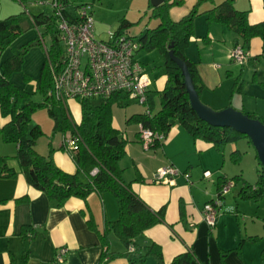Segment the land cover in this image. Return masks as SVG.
<instances>
[{
	"label": "crops",
	"instance_id": "crops-1",
	"mask_svg": "<svg viewBox=\"0 0 264 264\" xmlns=\"http://www.w3.org/2000/svg\"><path fill=\"white\" fill-rule=\"evenodd\" d=\"M134 1H137L135 5L139 10L145 9L140 14V18L135 22L132 21L127 10V14L124 13L118 17L117 24L122 17L134 24L139 23L142 16H146L148 20L143 28L137 36L135 35L136 37L133 36L137 38L148 28L156 27L158 18L155 16L156 11L153 9L155 7L151 5L150 0H132L128 9L133 6ZM179 1V4H173L169 8V15L173 21L180 20L193 8H197L199 13L193 20V35L184 53L197 63L196 67L202 83L200 99L214 109L225 108L229 105L224 104V98L223 100L221 98L227 94L228 89L232 96L238 87L240 74L236 75L233 71L231 50L235 43L240 44V41L226 25L213 20L208 21L204 14L205 11L224 0ZM231 1L238 10L247 11L250 23L264 20V1ZM65 2L67 6L83 4L82 2L78 4L75 0H65ZM66 8L68 10V7ZM23 10L29 15L26 4L22 6L17 0H0V19L19 14ZM51 12L52 9L44 13ZM129 29L130 27L125 32L130 35ZM255 38L259 37H253L251 40ZM257 45L254 44V51L247 47L250 57L256 52ZM195 46L198 53H193ZM260 47L264 50L261 39ZM164 60L163 56L162 65ZM142 64L144 68L145 64L143 62ZM144 71L151 80L150 89L162 90L166 83L165 68L164 71L159 70L161 72L159 77H156L155 72H152L154 75L152 77L146 68ZM240 88L241 84L238 89ZM222 89H225L223 93ZM239 102L238 100L235 103L232 100L230 106L264 117L245 105L240 107ZM66 104L67 107L73 106L78 109L79 122L81 118L79 102L70 99ZM135 113L140 112H134L131 115ZM131 115L126 118L128 126L123 127L119 112H116L114 117L112 114L113 127L126 140L124 153L119 159V165L122 168L121 176L149 207L154 210L163 208L165 219V223H158L145 230L136 238V242L141 247L151 242L159 244L166 263L186 250H191L195 257L190 264H264V208L260 202L262 197L241 198L238 195V187L241 183L239 182L232 187L237 188L235 196L251 201V209H244L236 202V208L232 210L228 208L230 202L224 198L221 207L227 202V208L220 213L221 207H218V216L213 229L209 230L203 220V206L211 200H216L218 178L226 176L224 171H229L226 165L239 164L241 161L240 156L237 159L232 156V152L237 149L233 142L232 150L230 148V152H227V144L217 147L212 142L193 137L184 127L175 124L167 131L163 141L144 145L137 134L139 124L133 120L128 121ZM6 121L8 118L3 123ZM61 145L62 143L56 147L51 144L54 149L47 154L58 167L70 173L76 172L74 161ZM11 165L17 171L15 177L0 180V264L19 263L25 248L28 249L25 264H96L103 251L100 233L105 230L109 239V251L120 253L127 250L117 233L112 228H106L109 221L118 217L117 202L111 194L93 191L85 198L72 196L62 204H58L27 182L15 160ZM168 165L177 168L178 173L166 182H153V174ZM204 172H208L209 175L205 176ZM237 175L251 183L243 176L241 169L239 173L229 177ZM254 207L262 208L261 212L253 211ZM237 208L243 209L245 216L250 214L252 217V222L250 224L246 222L243 229L237 224L238 215L235 214V218L233 214L234 211L239 210ZM253 212L256 213L255 219ZM89 219L92 220L93 226H89ZM24 225L32 227L26 235V243L23 235L20 234ZM251 236H255L256 240H250ZM60 248H65V252L62 254L63 260L57 261L56 256ZM105 264H129V262L125 256L117 255L107 258ZM140 264H157V259L154 255H148Z\"/></svg>",
	"mask_w": 264,
	"mask_h": 264
},
{
	"label": "trees",
	"instance_id": "trees-1",
	"mask_svg": "<svg viewBox=\"0 0 264 264\" xmlns=\"http://www.w3.org/2000/svg\"><path fill=\"white\" fill-rule=\"evenodd\" d=\"M17 1L22 6H25L27 2V0ZM61 1L63 2L61 10L63 16L70 19L79 18L76 16L77 12L71 13L67 10L65 0ZM179 3V0H164L162 4L153 8L156 11L155 16L158 18L157 26L148 28L137 37L140 42L139 49L150 50L157 47L162 52L165 58L163 66L166 83L160 91H153L149 87L146 109L131 115L128 121L133 120L144 128L164 133H167L171 126L179 124L193 137L212 142L217 147L239 139H246L250 143L246 135L231 128L212 126L200 120L191 109L188 94L183 84V77L176 63L169 58L168 52L170 45H172L175 56L186 62L193 84L200 94L202 83L198 75L197 63L189 59L184 53V49L193 35V20L199 13L197 8H193L180 20L173 21L169 15V8L171 5ZM81 5L79 4L75 8ZM204 14L208 21L219 22L231 29L237 35L236 39L240 41L242 47L247 48L253 37H259L262 41V47H264V20L250 23L247 11L235 8L231 0H224L205 11ZM58 19L59 15L53 8L51 13L40 12L28 15L23 10L19 14L0 19V54L13 37L22 32L25 24L30 27L43 28L37 44L42 43L45 35H48L51 41L50 45L46 47V58L36 80L35 92H39L41 95L39 102H33L27 93L19 92L10 80L11 73L21 66L26 49L14 52L1 60L0 114L2 117L8 118V121L0 124V134L3 141L15 144L16 152L13 158L18 163L27 182L35 189L42 191L48 198L54 199L58 204H62L72 196L85 198L93 191L108 192L114 197L117 202L118 217L109 221L106 228H112L117 233L127 250L120 253L109 251V239L107 230H105L100 233L103 251L96 264H105L107 258L110 259L117 255L125 256L129 264H140L148 255H154L157 264H190L195 257L191 250H186L166 263L159 244L151 242L147 246L141 247L136 242V238L145 230L158 223H165V219L163 208L154 210L149 207L133 191L131 185L123 181L121 176L122 168L119 165V159L124 153L126 140L112 125V109L114 105L123 107L135 101L129 100L124 93H115L104 99L98 98L100 101L94 100L97 98L80 99L78 102L81 118L79 122L75 123L71 118L66 102L50 98L47 95L52 86L49 64L61 62L65 51L64 42L61 40L57 28ZM131 24L122 17L119 19L117 28L113 31L126 33V29ZM237 44L235 43V45ZM153 94H157L159 98V107L156 110H153ZM37 108H46L48 114L54 119V134L61 132L63 136L64 134L67 135V132L69 137L76 138V146L68 152L76 165V172L70 173L63 170L54 163L49 154L43 155L35 149L36 138L41 133V129L39 125L31 124V117ZM247 114L264 122V117L255 113ZM61 147L63 149V145ZM53 149L51 146L49 152ZM240 154L238 149L232 152L235 159ZM16 174L17 171L9 163L7 157L0 156V180L13 178ZM226 179L233 180L234 185L241 182L238 187V195L241 198L259 199L264 197V168L260 163L258 165V178L255 183L247 182L240 175L234 177L220 176L217 183V195L221 184ZM224 196H221V201H223ZM212 201L214 200L209 202ZM92 223V220L89 219V226H93ZM31 230L30 225H24L21 228L20 234L23 235L25 243L27 242L26 235ZM249 239L255 241L256 237L251 236ZM130 246L133 247L132 250L128 249ZM27 258L28 249L25 248L20 262L17 264H25Z\"/></svg>",
	"mask_w": 264,
	"mask_h": 264
},
{
	"label": "rangeland",
	"instance_id": "rangeland-1",
	"mask_svg": "<svg viewBox=\"0 0 264 264\" xmlns=\"http://www.w3.org/2000/svg\"><path fill=\"white\" fill-rule=\"evenodd\" d=\"M132 0H75V2L83 3L84 6L87 7L88 11H91V15L94 22V34L97 39H105L107 37L108 31H113L117 28V20L118 17L122 14L126 13L127 10L129 13L130 19L132 21H137L140 17V14L144 12L143 9L139 10L137 5L134 4L129 8ZM50 0H28L26 2V11L29 14H38L40 12H49L52 9ZM30 3L32 5H30ZM78 3V4H79ZM68 10L72 13H76L77 8L75 5H66ZM126 13V14H127ZM148 20L146 16H142V20L139 23H134L130 26L129 33L132 36H137L140 32V29L143 28L145 22ZM43 28L35 27V26H27L24 25V28L21 33L17 36L13 37L11 42L6 46L3 52L0 54V63L1 60L7 58L12 53L25 50L23 55V60L21 66L15 69L11 75L10 80L19 90V92L25 94L27 93L33 102H39L41 100V95L39 92H35L36 90V80L39 77L41 66L43 61L46 58V47H48L51 43L50 37L45 35L43 37L42 43L37 44L36 42L40 39V32ZM135 36V37H136ZM137 39V38H136ZM254 44H258L256 46V52L252 54L250 58L244 60L242 64H238L236 62L232 63L234 66L233 71L236 75L240 74V78L238 79L237 89L234 90L232 96H230V89L224 98V104L231 105V101L233 100L235 103L239 102L240 107L245 105V107H249L251 110H255L258 113L264 115V50L260 47V39L255 38L250 40L249 47L254 51L255 48ZM195 45V44H194ZM245 48V49H248ZM195 51L193 53H198L197 47H194ZM256 55V56H255ZM135 57L141 62L145 64L144 68H146L147 72L154 77L152 72L156 73V77H159L160 71H164L163 67V56L162 52L157 48L154 47L148 51L145 50H138L135 54ZM255 59V60H254ZM50 63V61H49ZM51 66V63L49 64ZM50 68V67H49ZM1 71V66H0ZM234 82V77H233ZM241 84V88L239 85ZM154 85V89H155ZM225 89H222V93ZM154 99V107L153 110H156L159 107V98L157 94H153ZM95 101H100V99H94ZM204 103V102H203ZM205 104V103H204ZM207 105V104H206ZM209 106V105H208ZM211 107V106H209ZM228 107V106H227ZM69 112L71 114L72 120L76 123L78 122L79 111L77 108L73 106H69ZM212 108V107H211ZM146 107L140 103H132L126 107H118L116 105L113 106L112 114L113 117L116 112H119L120 120H122L123 127H126V118L134 112H141L144 111ZM214 109V108H212ZM223 109V108H222ZM219 110V109H214ZM125 113L127 115L125 116ZM6 118L2 117L0 114V124L4 122ZM31 124L32 125H39L41 129V133L38 134L36 138L35 149L43 155H46L49 152L51 147L50 144L58 147L62 143V133L58 132L56 134L53 133V126H54V119L48 114L46 108H37L31 117ZM128 126V125H127ZM123 129V128H122ZM121 129V130H122ZM66 136L69 137L68 133L66 132ZM53 142V143H52ZM235 148L239 149L241 152L240 154V163H228L226 166L229 167V171L226 170L224 173L226 176H231L236 173L241 172L243 176L250 181L251 183H255L258 178V160L255 157V150L253 146L247 142L246 139H239L233 142ZM228 150L232 147L231 143L227 144L226 146ZM232 150V148H231ZM16 152V147L12 143H6L3 141L1 134H0V156H5L9 160V163L12 164L14 162V154ZM230 152V151H229ZM46 153V154H45ZM224 174V175H225ZM206 180V179H205ZM237 188H232L228 195H225V199L230 202L228 208L235 209L236 202L237 204L244 207V209H251V201L243 200L238 196H235V192ZM235 198V200H234ZM261 206L264 208V197L260 199ZM227 204V202H226ZM223 205L219 211L223 213L227 205ZM256 207V206H255ZM253 208V211H260V207ZM239 209L238 211H234V217L236 218L235 214L238 215L237 224L239 227L243 229L244 224H250L252 222V217L250 214L245 216L243 213V209ZM254 215V219L256 218V213H252ZM213 229V228H212ZM243 231V230H242Z\"/></svg>",
	"mask_w": 264,
	"mask_h": 264
},
{
	"label": "built area",
	"instance_id": "built-area-1",
	"mask_svg": "<svg viewBox=\"0 0 264 264\" xmlns=\"http://www.w3.org/2000/svg\"><path fill=\"white\" fill-rule=\"evenodd\" d=\"M51 7L59 15L58 30L64 42L65 51L61 62L51 63V89L47 95L50 98L67 102L70 99L108 98L115 93H124L129 100L145 106L147 91L151 80L144 71L143 64L135 57L140 48V42L133 36L123 32L108 31L106 39H97L94 34V22L91 11L86 6L77 8V19L63 16V2L52 0ZM250 57L247 49L240 44L231 50V60L242 64ZM146 107V106H145ZM139 139L144 145L155 141L161 142L166 133L153 131L139 125ZM63 148L69 152L76 146V138L62 136ZM178 173L177 168L168 165L157 170L153 182H166ZM208 176V172H204ZM234 186V181L226 179L219 188L216 200L203 206V220L208 229L216 224L218 207L221 206V196L227 194ZM132 250L133 247L128 248ZM65 248L59 249L57 261H62Z\"/></svg>",
	"mask_w": 264,
	"mask_h": 264
},
{
	"label": "water",
	"instance_id": "water-1",
	"mask_svg": "<svg viewBox=\"0 0 264 264\" xmlns=\"http://www.w3.org/2000/svg\"><path fill=\"white\" fill-rule=\"evenodd\" d=\"M163 2L164 0H150L153 7H157ZM168 55L180 70L183 77V84L188 94L190 107L196 113L197 117L209 125L228 127L246 135L256 152L259 163L264 168V122L252 118L247 113L235 109L232 106L214 110L204 104L193 84L186 62L175 56L172 45H170Z\"/></svg>",
	"mask_w": 264,
	"mask_h": 264
}]
</instances>
